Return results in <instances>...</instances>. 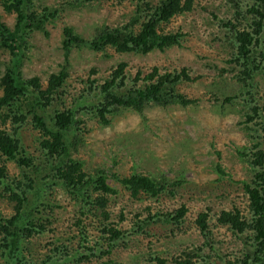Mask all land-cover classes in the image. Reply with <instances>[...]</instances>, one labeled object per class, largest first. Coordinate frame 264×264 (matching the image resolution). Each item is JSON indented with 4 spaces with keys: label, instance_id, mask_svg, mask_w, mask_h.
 <instances>
[{
    "label": "trees",
    "instance_id": "1",
    "mask_svg": "<svg viewBox=\"0 0 264 264\" xmlns=\"http://www.w3.org/2000/svg\"><path fill=\"white\" fill-rule=\"evenodd\" d=\"M36 1L0 0L1 8L15 15L12 27L0 17V47L8 50L11 57L0 77V198L12 204L9 215L0 212L3 264H36L24 256V253L28 254L25 244L33 235L44 233L47 223H51L44 212L45 208L51 211L45 197L55 186L79 204L80 215L89 208V212L98 211L103 222L108 221L107 199L116 195L117 190L107 183L103 169L87 172L82 162L71 156V151L81 142L82 121L77 118L80 111H90L100 123L108 124L110 115L119 109L142 114L146 106L176 104L185 108L198 101L179 89L182 83L196 80L185 66L162 70L152 66L146 73L137 69L131 75L127 63L118 62L99 82L89 78L95 73L91 68L77 92L75 101L78 104L57 108L63 104L62 97L69 86L67 57L72 48L84 46L94 52L111 49L118 54L144 55L180 47L186 35L180 30H169L167 26L175 17L191 12L197 0H133V12L124 25L96 27L88 38L75 33L71 27H64L62 50L65 61L57 72L49 74L45 85L39 77L25 78L20 71L30 35L36 30H44V24L57 16L56 8L37 5ZM92 1L68 0L66 3L82 6ZM123 1L116 0V3ZM225 1L232 9L229 18L219 21L228 33L225 38L231 49L225 72L233 73L232 78L243 88L236 97L241 98L238 103L242 108L245 142L237 149V154L251 176L242 182L243 206L232 202L230 207L216 209L203 204L195 212L191 219L201 241L187 245L172 257L171 264H264V92L256 81V77H264V0ZM213 17L217 19L215 14ZM224 101L232 103L230 98ZM25 124L37 131L36 154L28 152L20 138L18 130ZM9 162L16 166L18 174L9 173ZM215 169L224 175L219 164ZM113 177L133 199L143 196L158 201L174 197L182 184L180 180H171L164 175L152 177L131 172ZM148 209L143 218H139L141 214L135 216L132 233L161 221L178 229L189 213L183 203L168 212L151 213ZM72 226L79 230L76 247L79 249L78 245L87 241L80 216L74 219ZM219 230L236 244L229 252H222L217 247L220 241L216 240L215 234ZM100 231L107 235L101 238L107 240L108 248L127 233V230L108 223H103ZM105 253L108 250L99 255ZM90 257H95L92 248L78 252L72 249L68 240L56 244L49 241L40 264H81ZM148 260L149 264H166L165 259L153 253L149 254ZM93 264L112 262L109 259Z\"/></svg>",
    "mask_w": 264,
    "mask_h": 264
},
{
    "label": "rangeland",
    "instance_id": "2",
    "mask_svg": "<svg viewBox=\"0 0 264 264\" xmlns=\"http://www.w3.org/2000/svg\"><path fill=\"white\" fill-rule=\"evenodd\" d=\"M66 1H36L37 5L56 8L57 16L44 24V30L34 31L26 42L20 67L23 77L37 76L45 85L49 74L59 70L65 61L62 50L64 27H71L75 33L88 38L96 27L124 25L133 12V0L122 3H116V0H93L82 6H70ZM196 2L191 12L175 17L167 26L169 30H180L186 35L180 47L144 55L118 54L111 49L94 52L84 46L69 51V86L62 97L63 104L58 105V109L78 104L75 101L77 92L91 68L95 69V73L89 78L99 82L118 62H126L131 75L137 69L146 73L152 66L161 70L185 66L189 75L196 80L182 83L179 89L198 101L185 108L176 104L146 106L142 114L130 109H119L110 115L108 124L100 123L90 111H80L77 118L82 121L81 142L71 151V156L80 160L87 172L103 169L107 183L117 190L116 195L107 199L109 219L103 222L101 214L95 210L89 212V208L80 215L79 204L55 186L45 197L51 211L45 208L44 212L51 223H47L44 233L33 235L29 243L25 244L28 249V254L24 253L26 259L40 264L46 253L47 242L56 244L68 240L72 249L78 252L87 250V247L92 248L95 257L81 264L109 259L112 264H149L150 253L171 264L172 257L187 245L201 241L191 217L203 204L216 209L230 207L232 202L240 206L245 204L241 186L243 181L249 180L251 172L237 154L245 137L241 125L242 108L238 103L241 98L236 97L243 88L232 78L233 73L225 72L231 49L225 38L228 33L219 23L229 18L232 9L225 0ZM0 17L8 27L13 26L15 15L6 13L1 6ZM10 60L8 50L0 47V77ZM221 70L224 72L220 73ZM256 81L258 88L261 87L264 92V77L258 76ZM225 98H230L232 103H225ZM18 132L26 150L36 154L37 131L25 124ZM216 164L220 165L224 175L215 169ZM7 166L10 174H18L12 162L7 163ZM131 172L152 177L164 175L171 180H180L182 184L174 197L168 196L158 201L144 199L143 196L133 199L113 177ZM181 203L189 208V213L178 229L161 221L132 233L135 216L141 214L139 218H143L147 213L146 208L151 213L168 212ZM11 210L12 204L0 198V212L9 215ZM77 216L82 220L87 240L78 245L79 249H76L79 230L72 226ZM103 223L118 226L127 230V233L108 248L107 240L101 238L107 236L100 231ZM215 238L220 241L217 247L222 252H229L236 246L222 230L215 234ZM106 250L108 253L99 255ZM0 264H3L1 256Z\"/></svg>",
    "mask_w": 264,
    "mask_h": 264
}]
</instances>
